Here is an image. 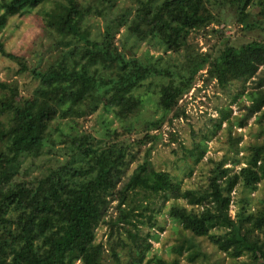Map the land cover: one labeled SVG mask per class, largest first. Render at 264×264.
Masks as SVG:
<instances>
[{"label":"trees","instance_id":"trees-1","mask_svg":"<svg viewBox=\"0 0 264 264\" xmlns=\"http://www.w3.org/2000/svg\"><path fill=\"white\" fill-rule=\"evenodd\" d=\"M114 2L0 0V33L10 18L52 3L43 25L68 48L45 68L29 70L0 40V55L37 82L29 96H21L15 82H0V264H106L107 254L113 264H143L149 241H158L155 228H163L150 215L141 234L139 218L158 198L169 203L178 238L167 250L170 259L153 255L151 263L181 264L183 258L195 264L204 257L197 239L207 238L229 264H264V0H138L91 36L88 18L106 17ZM120 26L133 42L131 52L115 40ZM198 35L215 42L200 52ZM142 44L144 60L137 56ZM201 79L218 91L241 83L237 94H246L250 104L239 102L242 112L227 119V129H242L254 118L258 135L240 147L237 136L234 154L208 159L204 184L186 188L156 170L151 155L163 134L176 137L173 122L186 116L179 101ZM149 94L163 114L155 120L149 111L141 115ZM100 111L120 130L107 121L96 130L80 125ZM206 150L202 140L187 152L192 166ZM45 154L64 161L26 177L23 161ZM237 187L249 194L261 189V199L234 204ZM103 225L106 242L97 240Z\"/></svg>","mask_w":264,"mask_h":264},{"label":"rangeland","instance_id":"rangeland-1","mask_svg":"<svg viewBox=\"0 0 264 264\" xmlns=\"http://www.w3.org/2000/svg\"><path fill=\"white\" fill-rule=\"evenodd\" d=\"M138 0H115L112 11L106 12V17L90 16L86 21V25L91 32V36H95L102 32V29L106 20H113L116 16H120L125 13L126 10H133ZM53 6L52 3H47L41 6L31 13L21 16H14L8 20L7 25L0 33V40L6 49V51L18 58H21L23 63L30 69H43L49 64L55 62L59 56L67 52L68 48L59 45L60 37L56 35L51 29H48L43 25L42 16L45 11ZM116 33V42L119 45L122 43L128 52L130 46L133 44L126 34H124V27H119ZM194 42L197 44L200 52L207 50L210 44L214 43L213 39H204L201 35L194 38ZM147 46L140 45L137 50V56L142 60ZM150 54H156L155 50L150 49ZM20 65L17 62L9 60L0 55V82L16 83L18 91L21 96H29L37 82L32 78L29 72L19 74L18 71ZM250 90L252 83L249 81L246 85ZM241 83H233L226 91H218L214 83L207 84L204 87L203 81L198 80L192 90L188 94L182 97V103L185 108V118L174 121V126L171 130H174L176 137L170 140L165 134H163L161 141L157 142L155 149L151 155V161L156 170H164L177 181H182L183 187L189 188L199 186L205 182V174L208 170V159H212L215 162H219L226 153L229 152V156L234 154L231 146L236 137L238 136V147L242 144L253 141L258 135L256 126L253 124L254 118H251L247 122V126L240 129L236 126L232 127V131L229 133L227 129V119L233 121L236 116H239L242 110L239 108V102L243 101L246 106L250 103L247 100L246 94H237L240 91ZM150 95V97H148ZM144 97L145 110L141 112L143 118L146 112H150L151 119H157L162 114L161 111L156 109L157 97L149 94ZM236 98V100L234 99ZM149 101L151 103H149ZM221 113H224L226 119H223ZM101 115V116H100ZM171 116L170 114L167 115ZM90 121L83 123L80 121V125L83 128L90 127L93 130L100 129L102 122H111L110 127L114 129L121 128V124L112 119V116L100 111L99 114H95L89 118ZM220 124L218 125V123ZM167 125V124H166ZM123 127V126H122ZM120 130V129H119ZM241 138V139H240ZM232 139V140H231ZM204 140L207 144V150L204 158L198 165L192 166V160L188 151L195 148V145ZM174 142V143H172ZM54 150V149H53ZM241 153L239 154V156ZM59 161H55L51 155L45 154L38 159H26L23 161V167L27 170L26 177L31 175L40 174L43 172L46 166H56L59 162L64 161L63 157H59ZM132 164L128 170V173L133 169ZM225 167H229V163ZM192 168L191 175H189ZM23 172V169L20 170ZM262 191L244 192L241 187H237L235 192L232 193V200L234 204L239 199H248L252 203H257L261 199ZM138 201V200H137ZM168 202H163L161 198L155 200L152 210L145 212V217L139 218L144 223L147 222V216H154V222L157 226L163 228L159 231L155 228V232L158 235V241H149L151 244V252L145 257L143 264L151 263L153 255L159 256L163 259H170L167 254V250L176 244L178 238L176 232L177 228L167 214ZM232 204L230 206L229 214L234 216L236 206ZM115 202L111 204L114 206ZM253 207V205L251 206ZM140 212L137 210L136 213ZM110 216L116 215V210L109 209ZM131 231L135 232L132 227H128ZM138 230L141 234L148 232V224H138ZM120 232H122L120 230ZM109 233L108 226L103 225L97 231V240L106 242V234ZM212 233H217L213 231ZM116 239V236L111 238L110 243ZM200 243V250L204 254L202 259H199L195 264H229V260L226 259L217 248L210 243L207 238L197 239ZM106 264H113L110 258V254H107ZM124 254H121L120 258L125 259ZM245 259L246 258H242ZM181 264L185 263L183 258L180 259Z\"/></svg>","mask_w":264,"mask_h":264}]
</instances>
